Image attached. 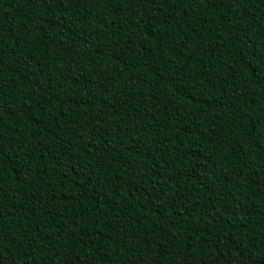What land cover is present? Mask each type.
I'll return each instance as SVG.
<instances>
[{"label":"trees","instance_id":"trees-1","mask_svg":"<svg viewBox=\"0 0 264 264\" xmlns=\"http://www.w3.org/2000/svg\"><path fill=\"white\" fill-rule=\"evenodd\" d=\"M0 230V264H264V0H0Z\"/></svg>","mask_w":264,"mask_h":264},{"label":"snow or ice","instance_id":"snow-or-ice-1","mask_svg":"<svg viewBox=\"0 0 264 264\" xmlns=\"http://www.w3.org/2000/svg\"><path fill=\"white\" fill-rule=\"evenodd\" d=\"M208 2L211 3L212 5L223 4L226 7L231 8L237 2V0H208ZM4 238H5L4 233L2 230H0V241H2Z\"/></svg>","mask_w":264,"mask_h":264}]
</instances>
